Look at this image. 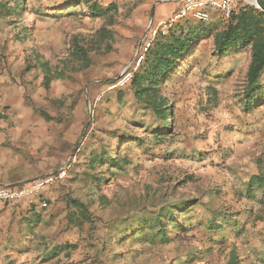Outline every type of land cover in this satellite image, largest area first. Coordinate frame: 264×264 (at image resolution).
<instances>
[{
  "label": "rangeland",
  "instance_id": "obj_1",
  "mask_svg": "<svg viewBox=\"0 0 264 264\" xmlns=\"http://www.w3.org/2000/svg\"><path fill=\"white\" fill-rule=\"evenodd\" d=\"M68 2L21 0L18 12L16 0H0V97L19 93L54 121L82 115L89 138L61 195L79 235L65 252L51 250L34 264H226L233 249L242 264H264V202L247 185L264 173V100L244 98L251 45L218 54L214 35L228 19L213 15L212 34L162 86L173 114L167 129L139 105L131 83L107 90L138 52L151 6L91 0L107 9L97 15L89 3ZM240 5L264 11L251 0ZM196 22L187 17L172 27ZM102 28L113 38L100 41ZM75 38L92 59L83 70L71 66ZM114 152L117 164L105 159ZM151 212L176 220L171 242L112 240L128 220Z\"/></svg>",
  "mask_w": 264,
  "mask_h": 264
},
{
  "label": "crops",
  "instance_id": "obj_2",
  "mask_svg": "<svg viewBox=\"0 0 264 264\" xmlns=\"http://www.w3.org/2000/svg\"><path fill=\"white\" fill-rule=\"evenodd\" d=\"M143 2L145 8L153 9L145 32L158 21L168 20L183 4V0ZM210 13L223 16L214 8ZM22 98L13 91L0 97V185H20L61 167L68 174L36 197L0 202V264H34L51 250L65 252L66 241L79 235L61 195L77 171V162L84 158L81 152L89 138L82 137L83 116H70L66 110L61 120L54 121ZM44 200L47 207L42 206Z\"/></svg>",
  "mask_w": 264,
  "mask_h": 264
},
{
  "label": "trees",
  "instance_id": "obj_3",
  "mask_svg": "<svg viewBox=\"0 0 264 264\" xmlns=\"http://www.w3.org/2000/svg\"><path fill=\"white\" fill-rule=\"evenodd\" d=\"M91 0H69L65 6H76L82 2L90 4V10L97 15L106 14L107 9L100 5V7ZM264 7V0H260ZM23 4L21 0H16L15 9L21 12L20 9ZM111 5L109 9H111ZM41 13V12H40ZM210 23L196 22L188 23L186 26L177 24L171 27L166 35H158L155 38L153 45L145 51L144 60L136 71L131 82L134 96L139 105L147 109L153 117H157L163 121L161 126H172L168 123V115L172 114V109L168 106V98L162 92V86L179 66L180 62L191 55L200 45V42L212 34ZM100 41L104 39H112L111 31L102 28L99 31ZM75 38L73 42V59L71 66L78 70H83L92 64V59L89 57L84 45L78 42ZM214 49L218 54H228L229 52L238 50L239 48L251 45V61L246 75V91L245 97L249 104H254L260 100H264V11L248 6L237 14L232 15L226 26L217 31L214 35ZM158 139L163 138L157 131ZM118 137L117 135H114ZM123 140V137H120ZM130 138V137H129ZM129 140V139H128ZM115 155L105 154V159L112 158V164H117L120 159L118 153ZM116 157V159L114 158ZM93 160H95L93 158ZM102 160V157H101ZM247 185L253 192L258 190L264 202V173H256L249 176ZM73 203L80 206L84 212V216L88 213L87 207L81 202L74 200ZM188 205L182 210H187ZM167 214V213H166ZM162 214L151 212L146 216H139L137 220H128L120 230H116L112 236L114 242H121L127 237L161 240L162 242H171L172 237L169 232V225L175 219ZM83 222V220H82ZM137 224V225H135ZM175 226V225H174ZM182 231H187L192 227ZM172 228V227H171ZM175 228V227H174ZM173 230V229H172ZM178 234L179 231H174ZM70 245V244H69ZM68 246V245H67ZM66 246V248H67ZM75 246V245H73ZM226 264H242L236 251L233 249L229 260Z\"/></svg>",
  "mask_w": 264,
  "mask_h": 264
},
{
  "label": "built area",
  "instance_id": "obj_4",
  "mask_svg": "<svg viewBox=\"0 0 264 264\" xmlns=\"http://www.w3.org/2000/svg\"><path fill=\"white\" fill-rule=\"evenodd\" d=\"M242 0H183V4L168 20L158 21L155 26L149 27L141 39V47L134 58L122 69L120 74L109 82L107 90L123 88L129 85L141 66L145 51L149 49L155 38L162 34L169 33L172 25L184 18H192L196 21L209 23L212 19L210 9H218L225 19L237 14L241 8ZM67 168L61 167L55 173L46 174L20 185H0V202H9L26 198H33L40 195L47 187L60 182L67 177ZM42 206L47 207L48 202L42 201Z\"/></svg>",
  "mask_w": 264,
  "mask_h": 264
},
{
  "label": "water",
  "instance_id": "obj_5",
  "mask_svg": "<svg viewBox=\"0 0 264 264\" xmlns=\"http://www.w3.org/2000/svg\"><path fill=\"white\" fill-rule=\"evenodd\" d=\"M251 1H253V3H254L256 6H258L259 8H261V9L264 10V7L261 5L260 0H251ZM141 44H142V42L140 41L139 48L141 47ZM139 48H138V49H139Z\"/></svg>",
  "mask_w": 264,
  "mask_h": 264
}]
</instances>
